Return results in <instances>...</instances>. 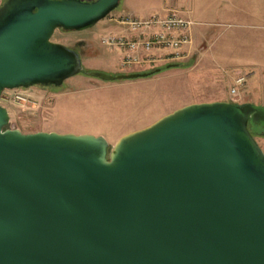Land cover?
<instances>
[{
  "label": "water",
  "instance_id": "obj_1",
  "mask_svg": "<svg viewBox=\"0 0 264 264\" xmlns=\"http://www.w3.org/2000/svg\"><path fill=\"white\" fill-rule=\"evenodd\" d=\"M118 2L1 1L0 94L82 72L53 31L91 27ZM8 122L0 105V264H264V105L187 103L112 145Z\"/></svg>",
  "mask_w": 264,
  "mask_h": 264
},
{
  "label": "rangeland",
  "instance_id": "obj_2",
  "mask_svg": "<svg viewBox=\"0 0 264 264\" xmlns=\"http://www.w3.org/2000/svg\"><path fill=\"white\" fill-rule=\"evenodd\" d=\"M1 1L3 0H0V3ZM121 3L122 0H119L113 10L91 27L78 31L55 29L50 39L77 51H80V44L84 42L94 54L112 51L98 43L99 36L105 32L101 21L118 11ZM160 4L162 0H148L143 4H136V7L150 8L149 10L154 11L159 9ZM131 12L139 17H145ZM152 13L160 14V11ZM213 31L220 32V35L214 39V50L219 49L223 53L231 51L234 56L236 53L240 54L246 57L247 61L259 63L261 68H236L224 65L222 62L208 61L203 55L207 51L206 43L203 50H197L193 54L191 65L163 67L164 63L145 69L134 67V70L110 71L105 63L107 59L104 57L93 60L80 58L83 71L67 77L60 85H32L18 88V91L29 94L38 103L36 108H29L8 99L5 94L10 89L1 92L0 105L8 112V124L21 132L44 130L59 133H88L103 136L109 145H112L121 134L143 127L159 116L187 103L225 100L261 105L264 100V78L260 86L257 75L261 72L264 75V35L258 39L254 48L248 28L220 24L213 27ZM185 59L181 58L173 62ZM157 67H161V70L136 78L110 81L85 74L87 70L111 74L147 73ZM240 71L246 74L252 71L257 75L252 74L249 78L252 83L251 88L246 77L243 88L239 89V95L231 97L228 90ZM254 138L264 152V135H256Z\"/></svg>",
  "mask_w": 264,
  "mask_h": 264
},
{
  "label": "crops",
  "instance_id": "obj_3",
  "mask_svg": "<svg viewBox=\"0 0 264 264\" xmlns=\"http://www.w3.org/2000/svg\"><path fill=\"white\" fill-rule=\"evenodd\" d=\"M148 0H122L121 8L133 11L140 15H149L152 12L160 11L164 14L168 9H174L184 17H189L193 20V25L190 29L191 42L186 48L185 60L180 61V65H191L193 54L197 50H203L205 43L207 44V51L203 53L208 61L221 63L236 68H261L259 63L252 62V60H245L246 57L242 55H233V52L223 53L219 49L214 50V39L220 35V32L213 31V27L224 25H235L237 27H245L250 31L249 38L254 45L258 39L264 35V0H162L158 10L151 11L148 9L137 8L136 4H143ZM155 6V5H154ZM146 8V7H145ZM105 32L116 31L117 26L108 18L101 21ZM258 31H257V30ZM226 41V40H225ZM224 41V42H225ZM86 42L80 44V51H78L81 59L93 60L98 57H104L110 71L118 70L119 53L116 51L102 52L94 54L88 48ZM200 52V51H199ZM203 52V51H202ZM201 53V52H200ZM256 61V60H255ZM114 63V64H113ZM164 64V63H163ZM166 64V63H165ZM168 67V66H166ZM260 71V70H258ZM243 72H238L241 74ZM247 77L250 88L252 87L251 79L252 71L248 74L243 73ZM253 75H257L256 73ZM258 85L262 86L264 75L259 73L257 75ZM260 83V84H259ZM261 105H264L262 100Z\"/></svg>",
  "mask_w": 264,
  "mask_h": 264
},
{
  "label": "built area",
  "instance_id": "obj_4",
  "mask_svg": "<svg viewBox=\"0 0 264 264\" xmlns=\"http://www.w3.org/2000/svg\"><path fill=\"white\" fill-rule=\"evenodd\" d=\"M109 19L118 27L116 31L101 34L98 43L106 49L119 53L118 70L128 71L155 67L169 61H178L186 55L191 42L190 29L193 20L184 17L174 9L164 14L152 13L139 17L129 10L120 8L111 13ZM135 67V68H134ZM246 75L234 77L228 93L231 97L239 95ZM8 90L6 97L18 104L36 108L38 103L29 94Z\"/></svg>",
  "mask_w": 264,
  "mask_h": 264
},
{
  "label": "trees",
  "instance_id": "obj_5",
  "mask_svg": "<svg viewBox=\"0 0 264 264\" xmlns=\"http://www.w3.org/2000/svg\"><path fill=\"white\" fill-rule=\"evenodd\" d=\"M178 66L180 65L179 62H173V63H166L165 65H163V67H166V66ZM161 70V67H157V68H153V69H150L146 74L150 73V72H154V71H160Z\"/></svg>",
  "mask_w": 264,
  "mask_h": 264
},
{
  "label": "flooded vegetation",
  "instance_id": "obj_6",
  "mask_svg": "<svg viewBox=\"0 0 264 264\" xmlns=\"http://www.w3.org/2000/svg\"><path fill=\"white\" fill-rule=\"evenodd\" d=\"M77 51V50H76ZM78 52V51H77ZM254 136H256V135H254Z\"/></svg>",
  "mask_w": 264,
  "mask_h": 264
}]
</instances>
